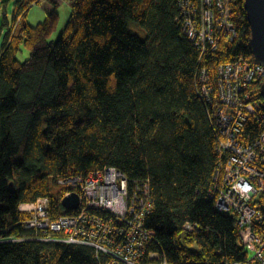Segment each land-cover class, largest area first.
Wrapping results in <instances>:
<instances>
[{
    "label": "trees",
    "instance_id": "obj_1",
    "mask_svg": "<svg viewBox=\"0 0 264 264\" xmlns=\"http://www.w3.org/2000/svg\"><path fill=\"white\" fill-rule=\"evenodd\" d=\"M40 3H16L12 22L22 13L21 22L13 36L8 28L0 52V237L23 233L20 203L47 197L55 215L72 214L58 179L114 167L149 183L151 250L172 263L243 261L236 219L210 197L218 128L198 77L202 68L212 74L251 59L244 0L232 4L238 37L202 57L183 32L179 0H73L54 40L55 4L37 25L25 21ZM22 49L28 58L20 62ZM263 83L253 85L261 101ZM256 128L246 130L256 136ZM186 224L198 230L188 234ZM0 264L100 259L85 246L25 241L0 243Z\"/></svg>",
    "mask_w": 264,
    "mask_h": 264
},
{
    "label": "built area",
    "instance_id": "obj_2",
    "mask_svg": "<svg viewBox=\"0 0 264 264\" xmlns=\"http://www.w3.org/2000/svg\"><path fill=\"white\" fill-rule=\"evenodd\" d=\"M233 1L179 0L183 32L201 57L238 37ZM21 16L11 24L12 36ZM261 82L264 66L246 57L220 64L212 74L202 68L198 77L199 95L213 109L218 128L210 197L219 213L236 219L238 243L244 249V260L232 264H264V100L253 89ZM256 125L257 135H250L246 129ZM56 185L64 190L61 201L78 194V209L55 215L47 197L20 203L24 218L18 226L28 234L1 236L0 243L85 246L95 251L100 264H182L168 262L150 249L154 234L144 226L152 207L146 180L130 181L116 168L105 167L58 179ZM183 229L192 234L198 226L186 224Z\"/></svg>",
    "mask_w": 264,
    "mask_h": 264
},
{
    "label": "rangeland",
    "instance_id": "obj_3",
    "mask_svg": "<svg viewBox=\"0 0 264 264\" xmlns=\"http://www.w3.org/2000/svg\"><path fill=\"white\" fill-rule=\"evenodd\" d=\"M19 0H0V52L5 41V37L8 33V28L12 24V18L14 15L16 3ZM56 8L59 14V22L55 32L52 35V39H57L60 33L63 31L65 24L67 23L69 16L71 15L70 2L73 0H55ZM54 7L53 2L49 0H42L39 5H34L28 10L26 15V22L30 26H35L42 22L45 15L51 12V8ZM22 13L20 14V16ZM136 30V29H135ZM136 33L143 39L145 37V32L140 30ZM28 58V52L22 49L18 55L17 59L23 62Z\"/></svg>",
    "mask_w": 264,
    "mask_h": 264
},
{
    "label": "water",
    "instance_id": "obj_4",
    "mask_svg": "<svg viewBox=\"0 0 264 264\" xmlns=\"http://www.w3.org/2000/svg\"><path fill=\"white\" fill-rule=\"evenodd\" d=\"M246 20L250 28L249 48L251 60L257 65L264 66V0H244ZM260 93L264 98V83ZM62 206L69 212L79 207V196L71 193L61 201ZM233 218V216H230Z\"/></svg>",
    "mask_w": 264,
    "mask_h": 264
},
{
    "label": "crops",
    "instance_id": "obj_5",
    "mask_svg": "<svg viewBox=\"0 0 264 264\" xmlns=\"http://www.w3.org/2000/svg\"><path fill=\"white\" fill-rule=\"evenodd\" d=\"M49 1L53 2V4H55V3H56V1H55V0H49ZM51 10H53V8H51ZM25 21H26V19H25Z\"/></svg>",
    "mask_w": 264,
    "mask_h": 264
}]
</instances>
